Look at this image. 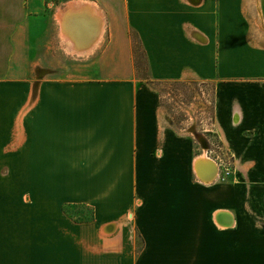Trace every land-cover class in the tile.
<instances>
[{"label": "crops", "instance_id": "0c3cea01", "mask_svg": "<svg viewBox=\"0 0 264 264\" xmlns=\"http://www.w3.org/2000/svg\"><path fill=\"white\" fill-rule=\"evenodd\" d=\"M90 2L98 41L69 39L89 58L34 86L53 3L0 0V264H264V0ZM130 30L152 80L214 82L230 179L198 178L195 137L135 80Z\"/></svg>", "mask_w": 264, "mask_h": 264}, {"label": "rangeland", "instance_id": "374dc122", "mask_svg": "<svg viewBox=\"0 0 264 264\" xmlns=\"http://www.w3.org/2000/svg\"><path fill=\"white\" fill-rule=\"evenodd\" d=\"M69 1L71 0H47V2L53 3L54 7L53 10L47 11L48 27L45 34L39 38L37 56L30 67V77L23 78V81H27L34 86L56 82L65 84V72H76L77 65L82 64L89 58L80 56L87 55L92 50L90 49L84 54L75 53L74 46L69 43V39L73 35H67L58 27L57 12ZM56 7L57 11L53 19L52 11H55ZM129 35L135 65V80L138 83H150L159 90L161 104L167 111L171 126L180 132L193 134L198 156L206 155L211 159L221 158L227 165L231 166V158L221 152L219 140L212 126L214 82L152 80L147 58L137 34L130 30ZM36 94L34 91L33 95ZM230 178L231 175L227 176V179ZM88 213L89 210H87L86 215Z\"/></svg>", "mask_w": 264, "mask_h": 264}, {"label": "bare ground", "instance_id": "6f19581e", "mask_svg": "<svg viewBox=\"0 0 264 264\" xmlns=\"http://www.w3.org/2000/svg\"><path fill=\"white\" fill-rule=\"evenodd\" d=\"M97 15L99 14H97V11H95L94 3L90 1H86V0H71L67 2L66 4H64L58 10L57 19H58L59 26L62 32L66 33L67 35L73 34V37L75 39L77 38L79 33L80 34L82 33L85 39L90 38L89 43H88L89 46L91 45L94 46L96 42L98 41V32L99 30H101L100 29L101 22H100V19H97ZM72 30H74L73 33H72ZM212 161L213 160L206 155H200L198 156V158H196V161H195L196 168L195 169L197 171L198 178L202 182L207 183L209 181H212V179L217 175V171H216L217 166L215 165V163L212 164L214 162ZM205 164L211 165L212 173L204 172ZM214 173L215 175L213 176Z\"/></svg>", "mask_w": 264, "mask_h": 264}, {"label": "trees", "instance_id": "16d2710c", "mask_svg": "<svg viewBox=\"0 0 264 264\" xmlns=\"http://www.w3.org/2000/svg\"><path fill=\"white\" fill-rule=\"evenodd\" d=\"M66 213L70 216L75 217L78 221H89L92 219V211L86 206H74V205H66L64 207ZM89 210L88 215H86V211Z\"/></svg>", "mask_w": 264, "mask_h": 264}, {"label": "built area", "instance_id": "2783aa9c", "mask_svg": "<svg viewBox=\"0 0 264 264\" xmlns=\"http://www.w3.org/2000/svg\"><path fill=\"white\" fill-rule=\"evenodd\" d=\"M217 166V175L216 179H227V176H230L232 174V165H227L221 158L212 159Z\"/></svg>", "mask_w": 264, "mask_h": 264}, {"label": "water", "instance_id": "95a60500", "mask_svg": "<svg viewBox=\"0 0 264 264\" xmlns=\"http://www.w3.org/2000/svg\"><path fill=\"white\" fill-rule=\"evenodd\" d=\"M212 162H213V161H212ZM212 164H214V162H213ZM214 175H215V173L213 174V176H214ZM215 178H216V177H214V178L212 179V181L215 180ZM212 181H209V182H212Z\"/></svg>", "mask_w": 264, "mask_h": 264}]
</instances>
